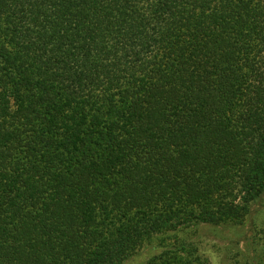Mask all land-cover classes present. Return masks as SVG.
Segmentation results:
<instances>
[{"label": "trees", "instance_id": "obj_1", "mask_svg": "<svg viewBox=\"0 0 264 264\" xmlns=\"http://www.w3.org/2000/svg\"><path fill=\"white\" fill-rule=\"evenodd\" d=\"M262 200L264 0H0V264H211Z\"/></svg>", "mask_w": 264, "mask_h": 264}, {"label": "rangeland", "instance_id": "obj_2", "mask_svg": "<svg viewBox=\"0 0 264 264\" xmlns=\"http://www.w3.org/2000/svg\"><path fill=\"white\" fill-rule=\"evenodd\" d=\"M262 219L264 220V200L251 207V214L243 225L223 229L201 226L193 229L189 234L193 238L200 236L201 239L211 241L208 245L211 264H241L243 259L254 258L256 254L261 253L260 250L264 245H260L261 242H259L255 222ZM216 234L219 235V238ZM213 240L214 242H212ZM212 243L218 246L212 249L209 247ZM219 246L221 249L217 251ZM156 247L155 243L145 246L125 264H138L148 254L153 253L157 249ZM262 262L264 264V258Z\"/></svg>", "mask_w": 264, "mask_h": 264}]
</instances>
